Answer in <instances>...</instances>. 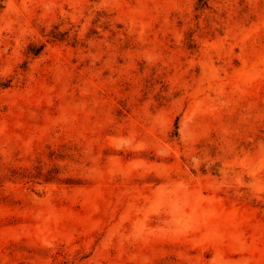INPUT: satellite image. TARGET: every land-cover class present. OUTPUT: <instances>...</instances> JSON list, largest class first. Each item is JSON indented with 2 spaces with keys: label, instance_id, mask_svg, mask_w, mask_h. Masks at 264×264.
Here are the masks:
<instances>
[{
  "label": "rangeland",
  "instance_id": "1",
  "mask_svg": "<svg viewBox=\"0 0 264 264\" xmlns=\"http://www.w3.org/2000/svg\"><path fill=\"white\" fill-rule=\"evenodd\" d=\"M0 264H264V0H0Z\"/></svg>",
  "mask_w": 264,
  "mask_h": 264
}]
</instances>
